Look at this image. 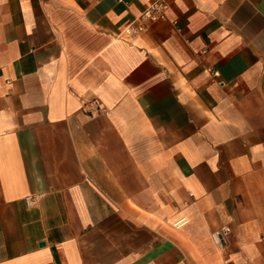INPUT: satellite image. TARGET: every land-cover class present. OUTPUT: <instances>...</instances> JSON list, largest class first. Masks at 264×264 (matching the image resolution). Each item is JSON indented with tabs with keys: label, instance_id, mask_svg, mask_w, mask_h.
Here are the masks:
<instances>
[{
	"label": "crops",
	"instance_id": "obj_1",
	"mask_svg": "<svg viewBox=\"0 0 264 264\" xmlns=\"http://www.w3.org/2000/svg\"><path fill=\"white\" fill-rule=\"evenodd\" d=\"M152 1L0 0V264H264V0Z\"/></svg>",
	"mask_w": 264,
	"mask_h": 264
},
{
	"label": "built area",
	"instance_id": "obj_2",
	"mask_svg": "<svg viewBox=\"0 0 264 264\" xmlns=\"http://www.w3.org/2000/svg\"><path fill=\"white\" fill-rule=\"evenodd\" d=\"M168 4L165 0H154L147 5V7L140 12L127 26L123 27L119 35L126 37H135L149 27V25L157 20L165 19L167 17ZM219 76L216 70L213 72ZM39 194H32L26 197V202L29 206H36L40 201Z\"/></svg>",
	"mask_w": 264,
	"mask_h": 264
}]
</instances>
